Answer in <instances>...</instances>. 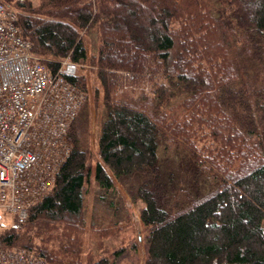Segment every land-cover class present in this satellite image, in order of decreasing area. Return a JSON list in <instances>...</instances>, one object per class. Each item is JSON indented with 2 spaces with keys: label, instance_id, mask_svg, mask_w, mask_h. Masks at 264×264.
Listing matches in <instances>:
<instances>
[{
  "label": "trees",
  "instance_id": "obj_1",
  "mask_svg": "<svg viewBox=\"0 0 264 264\" xmlns=\"http://www.w3.org/2000/svg\"><path fill=\"white\" fill-rule=\"evenodd\" d=\"M12 6L47 68L56 71L66 57L78 65L63 78L86 100L49 194L2 231L0 246L31 250L48 264H114L125 248L108 255L106 246L130 223L117 181L143 203L145 264H264V0ZM89 33L96 54L84 41ZM92 105L103 109L96 155ZM159 152L178 162L193 192L163 181Z\"/></svg>",
  "mask_w": 264,
  "mask_h": 264
},
{
  "label": "built area",
  "instance_id": "obj_2",
  "mask_svg": "<svg viewBox=\"0 0 264 264\" xmlns=\"http://www.w3.org/2000/svg\"><path fill=\"white\" fill-rule=\"evenodd\" d=\"M0 0V220L22 223L47 196L69 154L66 134L86 95L66 82L78 65L68 57L52 72L21 35L17 11ZM132 78L131 74H126ZM0 264H48L31 250L0 249Z\"/></svg>",
  "mask_w": 264,
  "mask_h": 264
},
{
  "label": "rangeland",
  "instance_id": "obj_3",
  "mask_svg": "<svg viewBox=\"0 0 264 264\" xmlns=\"http://www.w3.org/2000/svg\"><path fill=\"white\" fill-rule=\"evenodd\" d=\"M36 2L37 0H32L33 4H35ZM81 35H83V33ZM84 41L86 43L89 53L96 54L98 47V39L96 35L93 33L86 34L84 36ZM90 68H91L90 66L86 65L84 67L83 72L86 74L88 82L90 84H96L95 82L96 79L94 76H92ZM102 119H103L102 107L101 106L95 107L92 105L91 149L95 155H96V142L99 135V129ZM161 154L162 153L159 152L158 166L160 167L163 173V181L166 182L168 186H170L173 183L176 191L180 190L181 188L182 189L185 188V189H189L190 192H193L191 185L187 183L188 177L185 171L182 170V168L179 166L178 162H176V160L173 159H170L168 161L164 160L161 157ZM115 188L118 191V195H120L126 203V208L128 210V213L130 214V223L120 224V226H124V229L120 232L115 233L114 239L111 238L108 241L109 245L106 246L107 249L106 248L105 249L107 251V254L111 255L117 249H121L122 247L125 248L124 252H119L118 256L114 254V256L111 257V260H113L114 264H145V258H146V247L144 241L145 234H144L143 225L139 217V211L143 206V203L140 200L132 202L117 181L115 182ZM208 190H210V188L207 189V191ZM207 191H201L199 192V194L201 195ZM96 192H97V187L94 183H92L87 194L88 208L93 207ZM111 198L113 200H116L117 196L113 195ZM10 218L11 217L7 214L3 215L2 218L3 221L0 220V234L2 233V231L12 226L13 222H11ZM262 224L264 226V220ZM93 243L95 248L98 249L97 246L99 245V242H95L93 240ZM0 249L18 250L23 248H19V247L4 248L0 246ZM24 250H28V249H24Z\"/></svg>",
  "mask_w": 264,
  "mask_h": 264
}]
</instances>
